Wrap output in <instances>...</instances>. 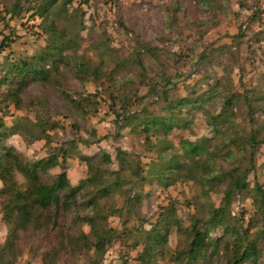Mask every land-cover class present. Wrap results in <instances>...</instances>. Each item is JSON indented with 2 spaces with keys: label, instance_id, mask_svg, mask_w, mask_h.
<instances>
[{
  "label": "rangeland",
  "instance_id": "374dc122",
  "mask_svg": "<svg viewBox=\"0 0 264 264\" xmlns=\"http://www.w3.org/2000/svg\"><path fill=\"white\" fill-rule=\"evenodd\" d=\"M36 10L37 0H0V120L16 132L6 147L24 162L68 150L63 164L43 178L64 170L72 186L86 176L84 158L109 154L113 163L106 178L113 187L99 199L95 217L111 233L96 255L91 238L76 240L79 232L90 233L85 215L66 214L3 249L8 227L0 197V264H146V235L154 228L164 241L152 262L178 264L174 257L185 248L186 232L222 205L229 171L244 174L247 187L231 197L224 224L209 230L211 238L223 240L211 264H227L236 246L247 241L261 248L264 221L254 199L256 184L264 191V0H73L52 15L61 32L62 59L47 60L45 67L57 65L60 73L18 91L19 79H2L6 67L41 55L48 44ZM80 98L88 101L77 106L73 101ZM227 98L230 107L223 113ZM144 111L171 118L170 133L153 132L147 140L136 122L117 127V114ZM220 114L228 121L214 134L209 123ZM42 130L47 137L34 139ZM205 137L208 152L197 160L209 162V175L220 174L209 182L181 145ZM118 148L127 152L131 168L148 170L170 156L185 164L184 174L191 169V178L174 173L170 181H137L131 189L126 169L115 183ZM15 174L23 184V176ZM255 264L264 261L258 257Z\"/></svg>",
  "mask_w": 264,
  "mask_h": 264
},
{
  "label": "trees",
  "instance_id": "16d2710c",
  "mask_svg": "<svg viewBox=\"0 0 264 264\" xmlns=\"http://www.w3.org/2000/svg\"><path fill=\"white\" fill-rule=\"evenodd\" d=\"M89 0H79L80 3H88ZM73 0H37V13L42 18V27L48 34L47 46H45L44 53L37 57H31L17 63H11L6 67V72L3 75V80L9 83H17L18 91H22L30 82L49 81L50 74H59L57 65H53L52 69L45 67L47 60H61L62 48L61 32L57 30L55 19L52 17L55 7L61 8L72 4ZM56 50V51H54ZM97 69H94L96 72ZM264 100V95L261 96ZM88 99L80 98L73 101L74 104L80 106ZM189 101V100H182ZM231 100L227 98L223 100V113L230 107ZM121 120L118 123V128L123 129L132 122H136L135 128H138L140 133L148 140L151 133H159L167 136L170 133L173 123L171 118L164 116H155L150 112L144 111L140 116L135 113L117 114ZM228 121L224 115H217L209 127L214 134H218L220 130L218 125ZM16 132L12 128L6 126L0 120V197L2 205V218L8 227V239L3 245V249H11L15 246L20 234L31 235L36 231L46 229L50 225L57 224L66 214L73 215L75 219H79L81 215H85L90 226V233L85 234L79 232L76 240L80 242H91L95 248V254L99 255L103 250L104 245L110 238L111 230L99 227L96 221V214L99 211V199L106 196L113 187L112 179L106 178L107 167L113 163L111 156L106 153H101L100 156L86 157L84 162L86 164V176L79 181L77 185L72 186L66 172L55 174L50 180H45L43 175L50 169L59 167L65 161L69 151L59 148L53 154H49L45 158H40L33 162H24L20 154L11 147H6L8 138ZM47 137L46 131L34 137V139H42ZM254 136L250 138L252 143ZM210 138H201L192 142H181L183 152L186 159L192 161L194 166L201 167L205 181L218 180L220 174L209 175L206 172L209 169V162L199 163L197 157L207 153V144ZM252 145V144H251ZM71 154V153H70ZM73 154V153H72ZM127 152L122 149H116L114 161L116 163V170L113 171L115 183H120L123 180V172L130 169L132 175L131 189H134L137 181L144 183L148 180L161 182L163 180H172L176 174L178 177L185 175L184 178H191V169H187L184 174V166L180 162L174 160L170 156L160 157L156 163H153V168L143 170V168H131L127 159ZM19 172L24 179L23 184H19L16 180L15 173ZM122 173V174H121ZM175 173V174H174ZM182 173V174H181ZM229 181L222 196V205L214 208L211 216L202 225L193 224L186 232V245L182 251H177L175 259L180 264L197 263V264H211V260L223 244L220 238H211L209 230L219 225L224 224L225 208L229 205L230 199L237 193L243 192L247 187L245 175L236 173L235 171L228 172ZM90 191L88 192V190ZM90 194L85 199V195ZM256 197L254 203L264 221V191L257 184L255 185ZM137 200V198H135ZM138 202V200H137ZM86 212V210H88ZM86 212V213H85ZM92 214V215H91ZM90 216V217H89ZM225 233L229 235H236L238 232H232L228 227H225ZM262 238V247L256 246L254 241H247L245 244H238L233 251L232 258L227 264H255V260L261 257L264 261V222L258 231ZM231 235V236H232ZM91 236V237H90ZM159 229H150L146 235V242L144 246V259L146 264H154L152 259L157 254L161 255L160 246L163 244V239ZM243 239V238H242ZM3 258L2 252L0 259ZM43 264H46L45 261Z\"/></svg>",
  "mask_w": 264,
  "mask_h": 264
}]
</instances>
